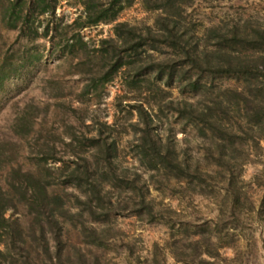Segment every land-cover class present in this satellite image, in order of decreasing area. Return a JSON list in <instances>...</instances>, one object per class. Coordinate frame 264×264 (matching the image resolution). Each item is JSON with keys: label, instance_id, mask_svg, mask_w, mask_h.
Masks as SVG:
<instances>
[{"label": "rangeland", "instance_id": "rangeland-1", "mask_svg": "<svg viewBox=\"0 0 264 264\" xmlns=\"http://www.w3.org/2000/svg\"><path fill=\"white\" fill-rule=\"evenodd\" d=\"M77 8V0H62L57 12L74 16ZM158 14L134 1L124 6L117 21L152 25ZM183 16L200 38V48L212 50L216 37H207L211 26L223 36L232 29L241 34L264 29V0H190ZM112 25L86 27L82 35L85 39L111 37ZM41 43L43 40L37 42ZM19 44L17 30L7 28L0 15V59L19 55ZM230 50L242 56L255 52L242 45ZM171 52L163 47L161 56L181 63V58ZM92 68L91 63L75 66L60 54L43 50L39 61L22 67L16 76L4 81L0 89V191L10 190V180L15 179L12 171L35 170L43 158L46 166L54 168L73 165L76 157L62 147L68 141L77 146L80 154L92 156L96 142L87 138L98 134L101 128L102 138L110 132L117 142L112 163L100 161L98 167L111 182L109 196L113 203L103 210L89 203L101 219L91 218L85 204L86 185L83 191L74 190L62 183L58 172L53 174L49 186L50 191L66 193L63 206L67 213L61 220L69 229V235L62 237L67 248L88 247V264H264V140L257 141V132L244 124L243 114L218 112L223 125L210 130L180 116L171 107L182 98L194 102L198 94H180L173 88L171 97L159 100L157 96V138L162 143H172L177 161L188 164L189 172L194 166L200 172L198 178L177 177L160 166L148 168L134 153L140 126L130 125L137 115L128 112L123 96L126 93L118 77L102 87L98 85L94 93H84L83 84L92 76ZM236 78L235 74L216 75L211 80H201V84L208 87L212 82L211 94H215L216 88L237 86ZM127 96L132 98V93ZM168 100H172L171 106L167 105ZM51 144L56 146L55 151L49 148ZM123 168H127L125 173ZM136 174L139 178L132 185ZM15 177L22 181L20 175ZM137 186L152 202L154 219L141 211H131L139 209L133 203L139 199ZM235 193L244 195L233 203ZM102 204L106 205L104 201ZM27 213L22 201L7 209L5 216L22 218ZM76 213H80L79 218L73 216ZM81 224L105 227L104 243L87 244L81 235ZM207 236H211L210 242ZM70 261L68 264H76L73 257Z\"/></svg>", "mask_w": 264, "mask_h": 264}, {"label": "trees", "instance_id": "trees-1", "mask_svg": "<svg viewBox=\"0 0 264 264\" xmlns=\"http://www.w3.org/2000/svg\"><path fill=\"white\" fill-rule=\"evenodd\" d=\"M61 1L0 0L2 21L7 28L17 30L21 48L19 55L0 59V89L4 81L16 76L22 67L39 61L43 50L60 54L75 66L91 63L92 76L83 84L84 93H94L98 85L102 87L118 77L126 93L123 96L127 99L128 112L132 114L134 111L137 115L136 121L130 125L140 126L134 153L148 168L158 169L160 166L174 172L177 177L194 175L198 178L200 172L196 166L192 168L193 172H189L188 164L177 161L172 143L169 140L160 142L154 132L155 123L160 118L155 110L156 107L160 109V102L156 99L171 97L173 88H177L180 94L199 95L194 102L185 98L177 101L175 106H171L172 100L166 102L180 116L214 130L223 125L218 112L242 113L244 124L257 132V141L264 140V29H256L253 34H241L232 29L223 36L211 26L207 37H216V42L212 50H207L200 48V38L193 26L184 21L183 13L190 6V0H77L74 16L57 12ZM134 1H139L145 10L159 12L152 25L117 21L124 6ZM100 23H113V36L85 39L82 29ZM39 40L43 43L37 44ZM236 45L255 52L244 56L234 54L230 49ZM163 47L170 48L174 56L181 58V63L162 57ZM233 74L238 85L226 86L223 90L216 88L215 94H211L212 82L208 87L201 84L203 79ZM129 93H132V98L127 96ZM103 126L109 127L106 123ZM102 131L100 128L98 134L87 138L96 142L92 156L80 154L82 152L71 141L64 143L63 150L76 157L71 166H46V158H43L35 170L11 172L15 179L12 177L10 180V190L8 193L0 191V264H68L71 257L76 264H88V247L72 246L70 249L65 246L62 237L69 235V229L61 217L67 213L63 206L66 193L50 191L49 186L53 174L58 172L62 183L71 185L74 190L83 191L86 185L87 191H84L88 198L85 204L91 218L94 221L101 219L89 203L93 202L102 210L112 205L109 196L111 182L100 174L98 167L100 161L110 165L117 152L115 138L110 132L102 138ZM49 148L56 150L54 144ZM220 152H223L221 148ZM126 171L127 168L122 169V173ZM16 175H20L19 180L22 181H18ZM138 178L136 174L131 184H136ZM138 189L139 199L133 203L139 209L131 211H141L144 215H151L149 219H154L156 212L152 202L140 186ZM241 195L235 193L233 203L238 202ZM22 201L28 216H5L7 209ZM103 201L106 205L102 204ZM73 216L79 218L80 213ZM105 232V227L81 224V235L87 244L102 245ZM206 239L210 242L212 238L207 236Z\"/></svg>", "mask_w": 264, "mask_h": 264}]
</instances>
